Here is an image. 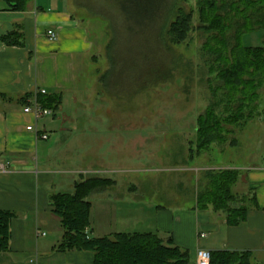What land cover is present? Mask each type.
<instances>
[{
	"label": "crops",
	"instance_id": "obj_1",
	"mask_svg": "<svg viewBox=\"0 0 264 264\" xmlns=\"http://www.w3.org/2000/svg\"><path fill=\"white\" fill-rule=\"evenodd\" d=\"M69 1L33 0L23 12H10L0 1V96H5L0 97V165L9 162L4 171L0 170V210L15 215L10 224V250L0 253V264H92L93 261L90 252L55 250L63 231L49 201L51 195L61 193L53 190L59 181L62 185L67 182L64 175L79 172L51 166L57 147L61 153L75 145L72 141L82 137L74 130L75 120L82 114L87 121L90 116L86 113L96 114L98 110L97 106L87 108L95 95L88 76L92 74L90 64L98 61L96 46L87 28L71 12ZM48 30L55 32L54 41L47 39ZM13 31L21 33L23 46H7L1 41ZM36 91L59 94L62 98L59 111L37 120L25 113L19 100ZM79 102L81 108H86L80 114ZM262 123L264 132V119ZM28 127L32 130H27ZM43 135L47 139H41ZM95 139L96 152L101 156L97 149L103 145L100 141L103 134L96 133ZM262 153L260 162L250 167L216 168L237 171L239 178L234 188L241 187L243 194L252 192L256 199L257 207L250 208L246 219L235 226L228 225L224 215L210 208L198 209L196 196L188 200L187 206H178L173 204L176 199L149 195V190L140 194V188L132 184L127 188L129 197L124 200L102 196L100 227L92 232L88 228L90 236L156 233L164 240L171 236L175 245L187 250L188 264H196L199 249L248 252L253 263L264 264V143ZM101 163H97L96 170L90 168L84 173L114 172L104 170ZM106 179L113 182L111 187H117V181ZM117 214L126 223H120L124 225L121 228L127 231L115 229Z\"/></svg>",
	"mask_w": 264,
	"mask_h": 264
},
{
	"label": "rangeland",
	"instance_id": "obj_2",
	"mask_svg": "<svg viewBox=\"0 0 264 264\" xmlns=\"http://www.w3.org/2000/svg\"><path fill=\"white\" fill-rule=\"evenodd\" d=\"M69 2L71 12L87 28L96 46L98 61L90 64L92 74L88 76L95 95L87 108L97 106L98 110L96 114L86 113L93 116L92 120L89 117L85 121L82 114L75 120L74 130L82 136L72 141L75 145L61 153L57 147L51 166L79 172L64 175L67 182L62 185L59 181L53 193L71 194L73 182L92 176L117 181V187L100 189L88 197L91 232L100 227L102 196L124 200L129 197L127 188L135 184L140 194L149 190V195L161 194L166 199H176L174 205L187 206L189 199L197 198L209 187L208 174L221 171L216 168L231 165L243 168L260 162L264 116L249 121L243 129L227 126L225 142L211 145L199 154L195 152L198 116L215 101V96L219 98L226 92L218 88L221 83L217 71H211L202 60L200 48L204 35L194 31L183 44L165 46L166 40L159 38L160 24L148 21L152 10L158 7L153 0L139 8L143 14L137 13V9L132 13L143 21L147 19L143 26L127 18L132 9L123 0ZM194 2L179 0L177 4L189 11L195 8ZM197 22L195 18L193 24ZM261 35L260 32L248 34L243 44L261 46ZM261 93L264 111V88ZM79 95L78 91L76 97ZM87 95L91 97V92ZM78 104L80 114L86 108H81V102ZM96 133L103 134L100 140L103 145L97 149L101 156L95 149ZM231 140L237 141L235 147L227 145ZM100 162L104 170L114 172L84 173L90 168L96 170ZM233 193L241 197L244 192L237 186ZM245 200L237 198L236 205L246 204ZM117 218L115 229L127 231L121 228L124 221L120 214Z\"/></svg>",
	"mask_w": 264,
	"mask_h": 264
},
{
	"label": "trees",
	"instance_id": "obj_3",
	"mask_svg": "<svg viewBox=\"0 0 264 264\" xmlns=\"http://www.w3.org/2000/svg\"><path fill=\"white\" fill-rule=\"evenodd\" d=\"M0 1L10 12H23L33 2ZM148 1L123 0L130 11L132 9L127 18H132L139 26L148 21L160 24L159 38L166 40L165 46L183 44L194 31L204 35L200 48L202 60L208 63L211 71H217L221 83L218 88L226 91L219 98L215 96V101L210 102L196 120V154L211 145L225 142L229 133L227 126L243 129L249 121L264 116L261 102L264 88V0H194L195 8L189 11L178 7L179 0H153L156 3L154 6L158 7L152 10L148 21L132 15L136 9L137 13L143 14L139 8ZM79 5L85 7L84 3ZM195 18L198 22L194 25ZM257 32L262 34V45L245 46L244 36ZM1 41L7 46H23L22 35L16 31L3 36ZM32 99L53 114L61 107L59 94L40 91L25 94L19 103L26 107ZM227 145L235 147L237 141L231 140ZM208 175L210 184L196 198L197 208H210L212 212L224 215L230 226L243 222L249 209L257 205L252 192L241 197L233 193L239 173L221 170ZM112 185L111 180L92 176L76 182L71 194L57 193L49 197L52 212L59 218L63 231L55 250L60 253L90 252L93 254L92 264H188L189 252L175 245L171 236L165 240L156 233H117L100 238L90 236L91 205L87 199L92 193ZM237 198H246V204L236 205ZM14 217L10 211L0 210V253L10 250V224ZM209 253L210 264H255L248 252Z\"/></svg>",
	"mask_w": 264,
	"mask_h": 264
},
{
	"label": "built area",
	"instance_id": "obj_4",
	"mask_svg": "<svg viewBox=\"0 0 264 264\" xmlns=\"http://www.w3.org/2000/svg\"><path fill=\"white\" fill-rule=\"evenodd\" d=\"M46 37L49 41H54L56 39V34L53 30H48L46 32ZM24 112L31 114L36 120L44 117L52 116L53 113L48 109H43L34 99L30 100L28 106L24 107ZM27 130H32L28 127ZM41 139H47V136H40ZM9 162L0 165V170L4 171L5 167L8 166ZM204 235L202 234L201 237ZM196 264H210V253L207 250L199 249L196 252Z\"/></svg>",
	"mask_w": 264,
	"mask_h": 264
}]
</instances>
